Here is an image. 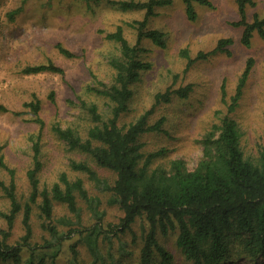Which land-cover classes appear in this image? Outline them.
<instances>
[{
    "label": "rangeland",
    "instance_id": "1",
    "mask_svg": "<svg viewBox=\"0 0 264 264\" xmlns=\"http://www.w3.org/2000/svg\"><path fill=\"white\" fill-rule=\"evenodd\" d=\"M118 1L0 0V103L7 108L0 110V154L15 170L16 193L22 202L29 194L26 171L32 164V139L39 135L42 167L38 178L41 186L50 187L64 171L71 179L82 178L89 193L101 197L105 221L117 223L122 215L116 206L107 204L108 193L96 190L85 173L70 167V161L87 160L101 176L110 180L114 178L113 173L96 166L79 151L70 149L52 129V125L58 123L62 127L71 126L85 136L91 122L82 102H95L102 113L109 110L107 99L89 88L96 87L97 81L109 84L113 80L115 72L109 59L119 55V44L107 34L121 26L125 38L134 44L138 32L133 23L145 16L144 10H125ZM209 1L210 6L194 1L196 17L190 19L183 0H169L167 4L156 6L154 14L146 21V28L165 33L166 45L160 47L146 37L140 40V57L149 62L150 67L143 70L131 85L128 109L120 116L119 123H127L149 109L151 123L163 117L160 130L146 131L139 137L144 155L156 153L150 163L153 168L168 167L174 158L185 160L189 169L197 165L203 153L202 138L226 113L222 86L226 89L225 98L229 100L249 58L254 61L251 71L239 103L229 115L238 123L240 145L246 157L256 160L264 142V36L254 31L250 44L244 45L241 42L243 26L233 24L242 19L236 0ZM255 14L264 17V0H252V4H246V21H252ZM220 38L233 41L226 52L217 51L187 66L182 49L186 48L194 58L199 51H212ZM58 43L72 51L74 56L62 54ZM48 60L62 67L63 73H25L23 70L26 66ZM186 84L193 86L187 97L173 94L167 102L155 100L156 93ZM51 92L54 101L49 99ZM34 97L41 104L39 115L44 122L41 132L30 108L25 106ZM9 177L8 171L0 166V178L8 181ZM77 199L87 217L85 203L79 197ZM8 207V199L0 189V212ZM67 213L64 204L54 202V220ZM31 216V242L40 244L48 235L41 226L36 205ZM3 227L5 220L0 214V229ZM59 228L65 229L61 225ZM135 229L139 230L137 225ZM23 233L21 214H18L8 242L15 243ZM124 237L128 239L127 249L132 253L122 261L137 264L140 239L137 238V244H132L129 234ZM175 238L174 231L159 234V240L173 254L171 264H191L176 247ZM72 241H64L54 264H67L68 245ZM113 247L116 251L117 242ZM229 248L232 258L223 264H264V256H250L236 233L229 235ZM79 249L84 264H89L85 247L79 245ZM22 256L24 259L28 256L26 249Z\"/></svg>",
    "mask_w": 264,
    "mask_h": 264
},
{
    "label": "trees",
    "instance_id": "2",
    "mask_svg": "<svg viewBox=\"0 0 264 264\" xmlns=\"http://www.w3.org/2000/svg\"><path fill=\"white\" fill-rule=\"evenodd\" d=\"M183 1L190 19L196 17L194 1L211 5L209 0ZM168 2L118 1L125 10H144L145 16L137 25L133 23L138 32L134 44L125 38L121 26L107 34L109 39L119 44V55L109 59L115 72L113 80L109 84L97 81L96 87L89 88L107 99L109 110L102 113L95 102H82L91 122L85 136L71 126L52 125L54 132L70 149L79 151L96 166L113 173L114 178L110 180L101 176L87 160L70 161V167L85 173L96 190L108 193L107 204L121 210L118 222L105 221L101 197L90 194L80 177L71 179L63 171L50 187L40 185L38 173L42 162L37 135L31 143L32 164L26 171L29 194L23 202L17 197L15 170L6 164L0 154V166L10 174L8 181L0 178V189L9 202L8 209L0 212L5 220V227L0 229V264H47L48 259V264H54L64 241L71 239L67 264H84L79 245H83L89 254V264H124L122 258L132 253L127 249L128 239L124 234H129L132 244H137V238L140 239L137 264H171L173 254L159 240L160 233L166 235L171 231L176 232V247L191 264H223L230 260L231 233H236L250 256H264V142L259 147L256 160L246 157L240 145L238 123L229 115L239 103L254 62L252 58L247 60L235 93L229 100L225 98L226 89L222 86L221 96L226 113L219 123L212 124L202 138L203 153L193 169L187 168L182 158L172 159L168 167L150 166L156 153L144 155L139 137L146 131L160 130L164 120L160 117L151 123V109L127 123H119L120 116L128 109L131 85L139 79L143 70L150 67V63L140 57V40L146 37L160 47L166 45L164 32L146 28L145 25L148 17L154 14V8ZM236 2L242 19L233 24L243 26L241 42L248 46L254 31L264 36V17L255 14L252 21H246V4H252V0ZM232 42L231 38H220L212 51H199L194 58L190 57L186 48L181 50V54L190 66L194 60L206 58L217 51L226 52ZM57 47L65 56H74L60 43ZM23 70L25 73H63V68L51 60L26 66ZM192 89V84L168 88L156 93L155 100L167 102L173 94L185 98ZM49 99L54 101L53 92L49 94ZM25 106L30 108L41 132L44 122L39 115L40 100L34 97ZM0 110L7 108L0 103ZM77 197L85 203L87 217ZM54 202L64 204L68 212L56 220L53 218ZM35 205L39 209L41 226L48 235L40 244L31 242V214ZM18 214H21L24 233L18 241L9 243ZM60 225L65 229H60ZM115 242L118 246L116 251L113 247ZM24 249L28 251L26 259L22 256Z\"/></svg>",
    "mask_w": 264,
    "mask_h": 264
}]
</instances>
